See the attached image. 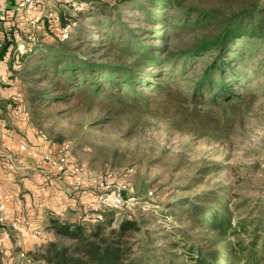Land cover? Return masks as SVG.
<instances>
[{
  "label": "rangeland",
  "instance_id": "obj_1",
  "mask_svg": "<svg viewBox=\"0 0 264 264\" xmlns=\"http://www.w3.org/2000/svg\"><path fill=\"white\" fill-rule=\"evenodd\" d=\"M47 2L53 6L51 9H57V12H49L58 20L47 22L45 19L38 28L27 25L15 30L12 27V32L31 47L27 52H22L25 47H16L18 54L32 51L37 56L66 52L82 44L73 42L79 31L84 42H90L93 35L99 34L104 48L93 56L81 46L78 54L107 62L113 57L114 50L110 47L113 44L115 48L133 47L136 41L158 45L161 43L158 38L165 35H172L170 45L177 44V37L187 39L186 33L175 36L177 32L163 26V12L151 9L147 0L125 3L43 0L40 6ZM207 3L202 7L216 8L211 0ZM259 4L264 7V0H259ZM148 15L151 20L147 19ZM62 24L71 30L69 38L64 40L59 33ZM230 47L228 57L237 61L234 73L239 79L233 82L232 91L242 103L233 112L232 124L224 130H214L209 136L198 137L172 129L163 116L167 105L158 98L155 89L141 92L142 97H152L147 105L128 110L103 93L95 100L86 94L68 103L30 107L36 131L49 141L47 149L68 145L70 164L83 169L78 185L66 184L70 193L74 188L81 189L85 180H90L95 190V181L106 171L122 175L127 169L133 170L131 175L121 176L119 183L124 184V193L134 198V202L114 219L131 213L138 220L141 229L134 234V249L145 264H166V255L170 253H175L174 264H191L182 256L184 248L202 244L203 232L192 224L190 213L182 209L189 211L193 204L201 203L207 192L224 191L227 196L238 194L251 200H264V37H242ZM132 51L134 53L135 49ZM125 56L122 59L127 61L129 57ZM18 79L27 97L33 78H26L21 72ZM123 103L135 102L130 95ZM64 177L72 178L71 175ZM76 199L75 207L81 210L71 219L87 213L88 203ZM180 202L183 204L176 208ZM21 252L26 254L27 250L12 246L2 264H42L27 263L19 257Z\"/></svg>",
  "mask_w": 264,
  "mask_h": 264
},
{
  "label": "trees",
  "instance_id": "obj_2",
  "mask_svg": "<svg viewBox=\"0 0 264 264\" xmlns=\"http://www.w3.org/2000/svg\"><path fill=\"white\" fill-rule=\"evenodd\" d=\"M147 1L151 9L163 12V26L177 32L175 36L186 33L187 39L177 37L176 45L169 43L172 35L160 36L158 45L136 41L133 47L115 48L111 43L113 57L107 62L78 54L81 46L93 56L104 48L99 34L84 42L79 31L73 42L82 44L66 52L20 56L21 72L33 78L28 103L39 108L86 94L95 100L103 93L128 110L147 105L152 97L141 92L155 89L168 108L163 116L177 132L205 137L230 126L242 103L232 91L239 79L234 73L237 61L228 57L230 46L242 37H264V7L259 0H211L214 9L202 7L210 0ZM129 94L134 104L123 103ZM182 211L189 212L192 224L203 232L202 244L184 248L182 256L191 264H264V200L209 191L201 203ZM116 214L108 211L101 221L53 218L49 229L55 237L43 239L25 256L42 264H145L134 249V234L141 229L138 220L131 213L115 220ZM166 256V264H174L175 253ZM3 257L0 248V264Z\"/></svg>",
  "mask_w": 264,
  "mask_h": 264
},
{
  "label": "crops",
  "instance_id": "obj_3",
  "mask_svg": "<svg viewBox=\"0 0 264 264\" xmlns=\"http://www.w3.org/2000/svg\"><path fill=\"white\" fill-rule=\"evenodd\" d=\"M22 1L0 0V200L6 201L7 217L6 224L0 225V248L4 256L12 246L29 251L37 248L43 239H52L49 226L53 218L75 221L79 217L71 219V216H77L81 209L75 207L77 199H74L78 197L79 201L89 203L95 197L90 180H85L81 189L74 188L70 193L66 184L75 186L72 178L60 176L49 168L43 171L35 168L36 156L48 151L49 144L35 129L31 105L18 79L21 73L19 56L31 47L15 34L10 41L3 39L7 29L21 30L27 26L24 12L16 10ZM49 4L37 7L33 16H44L49 10L57 12ZM20 46L25 48L18 54L16 47L22 48ZM21 145L26 147L25 151L19 150ZM83 188L87 191L81 192ZM22 216L29 218L32 229L39 230L42 239L23 229L13 231L9 228L10 221Z\"/></svg>",
  "mask_w": 264,
  "mask_h": 264
},
{
  "label": "built area",
  "instance_id": "obj_4",
  "mask_svg": "<svg viewBox=\"0 0 264 264\" xmlns=\"http://www.w3.org/2000/svg\"><path fill=\"white\" fill-rule=\"evenodd\" d=\"M42 1L43 0H23L17 5L16 10H22L24 12L27 25L38 28L40 25L44 24L45 19L47 22L58 20V17L51 12L46 13L43 17L33 16L34 10L42 4ZM70 31L68 25L61 27L59 30L60 39L64 40L69 38L71 34ZM15 33L16 32H12V28H9L3 33V39L5 41H10L11 36ZM38 135L49 144V141H47V138L43 133L39 132ZM19 150L25 151L26 147L21 145ZM262 167H264V163L262 164ZM35 168L40 171L49 168L60 176L71 175L74 185L79 184V177L83 174L82 167L77 165L72 166L70 164L68 145H61L55 147L54 150H48L38 154L35 159ZM132 172L133 170L130 168L125 170L122 175L121 173L107 171L101 174L95 181V197L90 203H88L87 213L84 218L101 221L104 219V215L108 211H115L118 215L131 206L134 202V198L129 195L126 196L124 193L125 186L123 183H119V179L121 176L131 175ZM148 195L151 196L152 193L149 192ZM6 222V201L0 200V225H4ZM8 226L13 231L23 229L26 232H29L31 236L42 239L41 232L37 229H32L27 216H22L18 220L10 221ZM19 257L27 263H31L23 252L19 254Z\"/></svg>",
  "mask_w": 264,
  "mask_h": 264
}]
</instances>
